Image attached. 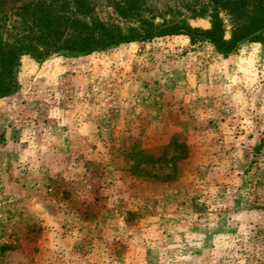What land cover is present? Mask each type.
<instances>
[{"label":"rangeland","instance_id":"obj_1","mask_svg":"<svg viewBox=\"0 0 264 264\" xmlns=\"http://www.w3.org/2000/svg\"><path fill=\"white\" fill-rule=\"evenodd\" d=\"M208 1L140 7L208 30L191 19ZM18 83L0 100V264H264L262 44L224 57L179 35L25 56Z\"/></svg>","mask_w":264,"mask_h":264},{"label":"trees","instance_id":"obj_2","mask_svg":"<svg viewBox=\"0 0 264 264\" xmlns=\"http://www.w3.org/2000/svg\"><path fill=\"white\" fill-rule=\"evenodd\" d=\"M25 1L4 8L6 0H0V100L19 90L18 73L25 56L44 63L52 57L80 58L179 35L193 44L207 41L224 57L237 53L245 42L264 46V0H209L191 16L209 19L208 30L192 28L186 18L156 23L144 14L140 0H115L116 14L135 24L127 28L102 21L95 15L92 0Z\"/></svg>","mask_w":264,"mask_h":264}]
</instances>
